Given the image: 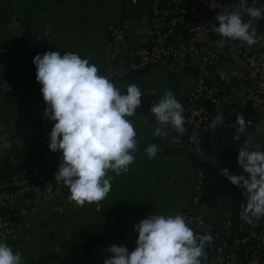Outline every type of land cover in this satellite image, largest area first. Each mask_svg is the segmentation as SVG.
I'll use <instances>...</instances> for the list:
<instances>
[{"label": "built area", "instance_id": "obj_1", "mask_svg": "<svg viewBox=\"0 0 264 264\" xmlns=\"http://www.w3.org/2000/svg\"><path fill=\"white\" fill-rule=\"evenodd\" d=\"M120 1L132 6L147 5L148 16L141 27L112 26L108 29L109 58L99 69L100 74L115 84L155 65L167 66L171 70L187 62L196 65L195 75L187 76L184 83L186 132L181 135L169 126L168 138L158 147L159 150L180 151L191 158L193 175L189 200L180 214L196 234L210 233L214 238L205 246L207 258L203 264H264V217H261V225L255 227L241 218H234L233 213L226 210L221 222L216 224L208 216L212 214L218 197L205 198L208 177L226 179L221 169L227 168L232 174L248 177L237 162L238 150L247 137L253 146L259 144L264 150V19L254 22L261 39L253 46L222 38L212 31L210 24L218 26L215 16L224 9L242 11L245 5L264 8V0ZM243 18L248 19L246 15ZM11 26L19 35L17 74L0 78V93H6L10 88L20 91L36 80L33 59L37 54L43 55L46 51L64 54L54 48L48 35L26 33L17 21ZM226 89L228 95L224 93ZM227 103L232 105V119L223 111ZM46 107V104L29 106L21 118L30 117L40 132L50 133L55 122L45 117ZM217 114L223 117L224 123L213 130L210 125ZM239 114H243L249 123L247 137L241 133L236 141L233 137L238 134L236 117ZM8 121L4 119L2 123L5 125ZM61 157V151L55 152L43 168L32 169L31 178L25 174L0 177V239L21 254L23 264H37L45 257L48 258L47 264H65L68 255L66 239H62L60 254L53 260L49 257V246L48 250L41 245L30 246L9 220L18 203L25 202L21 213L32 218L47 206H54L64 198L68 201V187L55 180ZM11 163L28 165L29 160L19 156ZM71 204L96 213L103 207V201L99 205L86 204L84 207ZM23 247L28 252L22 251ZM67 264L80 263L68 261Z\"/></svg>", "mask_w": 264, "mask_h": 264}, {"label": "clouds", "instance_id": "obj_2", "mask_svg": "<svg viewBox=\"0 0 264 264\" xmlns=\"http://www.w3.org/2000/svg\"><path fill=\"white\" fill-rule=\"evenodd\" d=\"M247 16L245 20L243 17ZM264 19V8L244 6L241 10L224 9L215 16L218 26L210 24L213 32L222 38L242 41L248 46L259 42L255 21ZM36 80L47 107L44 115L54 121L48 147L53 153L62 152L61 163L55 174L57 183L68 187V202L78 207L104 201L112 190L113 177L126 174L135 162L138 141L133 117L141 106L143 92L136 83H129L126 94L107 76L100 74L95 64L75 52L63 55L46 51L33 59ZM149 94H153L149 91ZM160 125L154 130L157 137H167L166 128L184 134L185 109L167 90L150 108ZM147 123V117L144 118ZM224 123L217 114L210 125L215 130ZM248 123L243 114L236 117L239 126L234 140L243 133L247 137ZM173 137V141H175ZM159 147L150 144L145 152L148 159L155 158ZM237 162L244 175H236L227 168L221 169L234 186L246 194L240 217L253 224L264 217V150L253 146L247 137L238 150ZM138 233L136 247L129 253L123 245H111L112 254L103 264H203L207 258L205 246L213 242L210 233L198 235L188 226L180 213L175 215H150L134 225ZM0 264H23L19 252H14L0 239Z\"/></svg>", "mask_w": 264, "mask_h": 264}, {"label": "crops", "instance_id": "obj_3", "mask_svg": "<svg viewBox=\"0 0 264 264\" xmlns=\"http://www.w3.org/2000/svg\"><path fill=\"white\" fill-rule=\"evenodd\" d=\"M74 2L73 0H0V78L10 76L13 71L17 70V39L19 35L11 31L13 30L11 24L15 21L21 25L26 33L38 32L35 30L39 29L45 30V34H49V37L53 40L54 48L61 50L63 53L75 52L81 58L88 59L90 63L100 64L108 60L107 33L110 26L115 23L106 25L107 27H105L104 31H100L98 38L94 41H84L82 35L81 37L77 35L74 40L68 39L67 35L70 33V26L75 23L73 21L76 16L68 13L66 7H70L71 10L77 8V11H79L81 10L82 0H77L76 5L73 4ZM119 2L122 5L115 2L116 6H114L112 13L114 12L115 18L120 20L118 22L120 26L127 29L141 27L148 16V12L147 14H141V10L137 11L140 7L136 6V8L132 5L127 12L125 9L126 2L120 0ZM52 14L56 17L50 19ZM37 24H44V26L37 28ZM124 24H128L129 27ZM16 74L14 73V75ZM29 87L30 91L38 92L42 85L37 80H33ZM0 104H2L4 109H8L9 113L5 118H1L2 120L8 119V122L13 124L23 119L21 115L24 114L27 106L21 101L14 105H6L1 98ZM145 117H147V123L144 122ZM26 118L31 119L27 116ZM128 119L134 123L137 132L138 145L135 153V162L130 165V170L126 174L117 176L114 172L109 171L108 175L113 177L112 190L103 201L102 210L96 213L91 209L73 207L72 209H74L73 211L76 212L77 216L72 220L73 223L71 225L80 224L83 227V232H88L92 239L94 237L99 238V245L104 242V237L109 236L108 241L112 240V243L116 239L118 242L114 245H123L127 247L130 253L135 249L136 240L138 239V233L134 230V225L147 218V214H149L146 212L147 207L152 205L151 195L154 194L161 197L162 191H171L169 185L171 182L176 181L178 186L171 191L175 193L174 200L167 202V206L173 209L172 215L181 212L186 207L189 200L193 166L191 160L184 154H165L164 150H159L155 158L148 159L145 152L146 147L150 144L158 146L168 138L169 133L166 138L155 136L154 130L160 125L156 122L154 115L143 116L141 109H137L136 114ZM33 124L30 130L31 133L24 139H27L30 143L33 141L37 148H42L45 152L46 161L44 165L39 164L28 156L31 161L28 165L31 169H41L48 163L49 157L53 153L48 147L50 133L40 132ZM166 131H168V128H166ZM1 137H5V140L0 151V164H12L13 159L21 156L13 145L15 134L5 128L0 133V140ZM63 200H60L54 206L62 207L60 202ZM65 201L69 203L66 199ZM24 209L25 205L18 203L15 214L12 215L16 219L14 223L16 229H18V226L28 228L27 225L31 224L32 218L29 216L25 217L21 213ZM160 214L162 213L159 212L158 215ZM22 216L25 217L24 223L18 221ZM42 247L48 250L46 245ZM97 263L101 264L100 262Z\"/></svg>", "mask_w": 264, "mask_h": 264}, {"label": "rangeland", "instance_id": "obj_4", "mask_svg": "<svg viewBox=\"0 0 264 264\" xmlns=\"http://www.w3.org/2000/svg\"><path fill=\"white\" fill-rule=\"evenodd\" d=\"M73 1H75L73 4L76 5L77 0H73ZM115 2H117V4L121 3L119 2V0H82L81 10H79L80 12L77 11V8H74L73 10H71V8L67 6L66 9L68 13H71L74 16H76V18L73 21L75 23H72L71 24L72 26H70V33H68L67 35L68 39L74 40L77 35H79L80 37L82 35V39L84 41H94L98 38V34L100 33V31H104L105 27H107L106 25H108L109 23H115V24H112L113 26L114 25L120 26V24L118 23L120 20H118V18H115L116 16L114 12L112 13L114 6H116ZM125 6H126L125 9L127 10V12H128V9L132 7L128 3H126ZM137 7H140L137 10L138 12L141 10V14H147L148 12L147 5L139 4ZM55 17L56 16L52 14L50 19H53ZM124 23L126 22L124 21ZM43 26L44 24H37L36 27L42 28ZM126 27H129V25L127 24ZM11 31L12 33L14 32L16 34L15 31L13 30ZM35 31H38V33L45 34V30L43 29H39ZM46 35L49 36V34L47 33ZM168 69H165L163 67L162 68L152 67L134 76L130 80H125L119 83H115V86L121 89L122 94H126L127 85L129 83H136L141 88V91L143 92L142 102H141L142 104L138 108V109H142V106H144V104L146 103V98L151 96V94H149V91H151L153 93L152 95H154L160 90L162 86L161 84L162 80L164 79V73L166 71L171 70V69L170 70ZM177 80H172V81H175L172 83H177ZM168 83L170 84L171 82H168ZM28 93L30 92H27V94ZM22 95H24V93H22ZM1 96L2 95H0V99L2 98ZM8 114H9L8 109L7 110L4 109L2 104H0V122L1 123H2L1 120L5 118V116H7ZM8 124L10 123H6L5 125L3 123L0 124V133L3 132L5 128L14 132L15 140H14L13 145H14V148L18 150L19 152L18 154L19 155L21 154V156H26L27 159H28V156L32 157V159L36 160L39 164L44 165V162L46 161L45 160L46 157H44L45 156L44 150L42 148L40 149L37 148L36 144L33 143V141H31L30 143L27 141V139L26 140L24 139L26 136H28L31 133L30 130L32 129V124L35 125V128L37 129L36 122L33 119L26 118L24 120L23 119L19 120V122L17 121L10 125ZM53 154L54 153L50 155L48 162L51 160ZM29 162L31 161L29 160ZM214 180H216V182L227 181L229 186L232 188L233 193L246 199V194H244V190L240 187L234 186L227 178L226 179H214ZM177 186L178 185L176 181L171 182L169 185L171 191L175 190ZM171 191H169L170 193L168 191H162L161 197L156 196L154 194L151 195L150 199L152 200V205L150 207L148 205L147 207L146 212L149 213L147 214V217L150 215H155V213L158 214L159 212H161L162 215H172L173 209L167 206V202H169L170 200L172 202V200H174L173 197L175 196V193ZM60 203L64 209L63 211L64 213L62 214L63 217H60V216L57 217L55 213H51L48 217L47 223L49 227L47 230H43L33 220H31L32 226L30 229L24 228L23 226H18V229H17L18 232H21L23 234L25 240L30 244V246L34 247L36 245L37 246L46 245L48 247L49 244H51L49 243L48 240L45 239L48 232L51 233L52 231H55L60 236V239L65 238L68 241L77 239L78 236L83 232V227L80 224L76 226L71 225L73 223L72 220H74V218L77 216L75 214L76 212L73 211L74 209H72L73 205L70 203H67L65 201V198ZM22 204L24 205L25 202H23ZM108 237L109 236L104 237V242H102L99 245L94 257H92L95 261L100 262L101 264H103V261L105 258H110L112 255L108 251V248L111 245H114L116 242H118V240L115 239V242L112 243V240L108 241ZM22 251H24L25 253L28 252L26 247L25 248L23 247ZM32 255L34 256L33 251H32Z\"/></svg>", "mask_w": 264, "mask_h": 264}, {"label": "trees", "instance_id": "obj_5", "mask_svg": "<svg viewBox=\"0 0 264 264\" xmlns=\"http://www.w3.org/2000/svg\"><path fill=\"white\" fill-rule=\"evenodd\" d=\"M109 38V33H107V39ZM106 62V61H105ZM102 63H92L95 64L98 69H100L103 64ZM196 65L192 62H187L185 65L181 66L176 70H170L167 66H151V67H164L170 71H166L164 73V79L162 80V86L160 90L155 93L154 95L149 96L146 98V103L141 109V113L143 116H150L152 113L150 112V108L152 105L159 101V99L164 95L167 90H172L175 98L182 104H184V83L187 76H194L195 74V67ZM150 68V67H149ZM147 68V69H149ZM145 69V70H147ZM144 70V71H145ZM142 71V72H144ZM136 73L126 80H130L134 76L142 73ZM14 73H17V70L13 71L9 77L15 76ZM7 77V76H6ZM178 79V80H177ZM177 80V83H172ZM180 80V81H179ZM168 82H171L170 84ZM30 84L26 85V87L20 91H8L6 93H0L2 95V99L4 100L6 105H14L17 102L21 101L25 104V106L29 105H38V104H45L43 100V95L41 91L32 92L30 91ZM30 92V94H27ZM24 93V95H22ZM228 95V90L224 92ZM232 105L226 104L223 106V111L230 119H232L233 115L230 114ZM169 133V127H168ZM165 154H178L180 151H176L173 149H167L163 151ZM189 158V157H188ZM191 160V158H189ZM26 175L27 177H32V169L29 165H12L8 163H1L0 164V177L1 178H10L15 175ZM208 184L206 185V193L205 198H214L215 196L218 197V200L215 201V206L213 209L212 214L208 216V219L211 221H215L216 224L221 222L222 213L226 210H229L233 213L234 218H241L240 212L242 211V205L246 204L244 198L238 196L237 194L233 193L232 188L229 186L227 181L216 182V180L208 177L207 178ZM15 213V211L13 212ZM180 213V212H179ZM260 218L259 221L254 222L252 225L258 227L261 225ZM244 221V220H243ZM245 222V221H244ZM246 223V222H245ZM248 224V223H246ZM93 248L92 238L88 232H82L77 239L70 240L66 244L65 250H67L68 255L66 256L64 263L67 264L68 261H76L80 264H98L92 258L91 249ZM73 252V253H72ZM50 259H57L58 256L49 254ZM37 264H42V262H38Z\"/></svg>", "mask_w": 264, "mask_h": 264}, {"label": "water", "instance_id": "obj_6", "mask_svg": "<svg viewBox=\"0 0 264 264\" xmlns=\"http://www.w3.org/2000/svg\"><path fill=\"white\" fill-rule=\"evenodd\" d=\"M10 91L11 92H14L15 91V89L14 88H10ZM4 140H5V137H1V149H0V151L2 150V148H3V143H4ZM45 210H47V211H52V212H56V213H62L63 212V208L62 207H50V206H47L46 207V209ZM9 220H10V222L11 223H15V221H16V219H15V217L14 216H11L10 218H9ZM18 221L20 222V223H24L25 222V217H20L19 219H18ZM46 226V225H45ZM27 227L28 228H30V225H27ZM56 239H57V237L55 236V235H53V234H50L49 235V241L50 242H52L50 245H49V253L51 254V255H56V256H58L59 254H60V247L59 246H56V245H54L53 243H54V241H56ZM92 244H93V246L94 247H96V246H98L99 245V238L98 237H94L93 239H92ZM47 262H48V258L47 257H45L44 258V260H43V262H42V264H47Z\"/></svg>", "mask_w": 264, "mask_h": 264}, {"label": "flooded vegetation", "instance_id": "obj_7", "mask_svg": "<svg viewBox=\"0 0 264 264\" xmlns=\"http://www.w3.org/2000/svg\"><path fill=\"white\" fill-rule=\"evenodd\" d=\"M50 207H55V206H50ZM46 207L44 209L41 210V212L39 213V215L37 217H32V220L35 221V223L38 224L39 227H41L43 230H47L49 225H48V217L51 213H55L56 216H60V217H63V215L61 213H56V212H52V211H47L45 210ZM46 225V226H45ZM32 224H30V228H31ZM46 234V232H45ZM50 234H53L57 237L56 241H54V245L56 246H60L61 245V242H62V239H60V236L55 232V231H52L51 233L48 232L47 236L45 237L46 240L49 241V235ZM49 243H52L49 241ZM48 243V244H49ZM68 243V240L66 241V244ZM65 244V245H66ZM50 245V244H49ZM63 246V245H61ZM99 245L97 247H94L91 249V253H92V257H94L97 249H98ZM61 251L63 252L64 251V247L61 249ZM73 253V252H72Z\"/></svg>", "mask_w": 264, "mask_h": 264}]
</instances>
